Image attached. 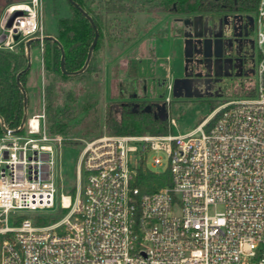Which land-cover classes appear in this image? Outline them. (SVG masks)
Returning <instances> with one entry per match:
<instances>
[{"label":"built area","instance_id":"built-area-1","mask_svg":"<svg viewBox=\"0 0 264 264\" xmlns=\"http://www.w3.org/2000/svg\"><path fill=\"white\" fill-rule=\"evenodd\" d=\"M43 6L9 5L0 48L38 37L43 51ZM252 17L264 54V0ZM255 70L256 95L223 102L190 131L85 141L75 191L60 194L63 216L47 224L38 219L57 202L63 139L49 133L45 107L8 127L0 134V264H264V56ZM160 151L172 182L141 193L128 154L146 161ZM161 163L154 154L153 166Z\"/></svg>","mask_w":264,"mask_h":264},{"label":"rangeland","instance_id":"rangeland-1","mask_svg":"<svg viewBox=\"0 0 264 264\" xmlns=\"http://www.w3.org/2000/svg\"><path fill=\"white\" fill-rule=\"evenodd\" d=\"M43 3L41 21L44 31L56 35L58 19L69 14V5L66 0H43ZM55 8L57 13L54 12ZM153 15L137 14L136 24L130 25L128 33L137 31L138 35L128 46H123L114 34L106 33L103 46L93 51L92 70L82 77L63 78L55 71L48 70L41 57V43L31 49L32 68L26 89L29 98L28 116L42 112L45 107L48 131L52 136H61L63 139L58 148L60 157L57 158H60L56 169L57 202L51 211L44 213L45 216H63L58 211L60 194L75 191L76 162L84 142L102 135H111L103 123L108 105L132 100L133 94L139 100L155 104L169 124L168 116L174 117L177 124H170L172 132L184 133L195 128L213 107L217 108L231 99L251 97L245 91L257 89L258 75L255 69L264 54L257 47L256 30L243 38L235 37L234 23L231 24L230 18H227L224 22V35L232 37L231 53L241 59V69L237 70L235 76L226 79L224 92L210 97L174 96L169 92L168 85L173 84L175 78L184 76L185 42L184 38L172 34L171 27L185 26L184 19L190 17L176 19L167 14ZM144 27L146 30H143ZM261 28L264 30V24ZM3 32L0 26V34ZM18 47V44L15 45L13 50H18ZM154 50L157 57L151 53ZM129 61L138 64L141 72L137 78L127 76ZM122 80L128 82V90L125 93L122 91L123 95H120L118 85ZM168 97L170 100H167ZM154 154L162 158L158 166L152 164ZM128 156L131 167L140 166V153L130 152ZM168 164V157L162 151L152 152L146 160V165L156 172L167 170ZM23 213L32 214L28 211ZM13 223L10 219L9 224Z\"/></svg>","mask_w":264,"mask_h":264},{"label":"trees","instance_id":"trees-1","mask_svg":"<svg viewBox=\"0 0 264 264\" xmlns=\"http://www.w3.org/2000/svg\"><path fill=\"white\" fill-rule=\"evenodd\" d=\"M69 5V14L59 17L56 37L65 50V66L69 71H74L83 66L87 58L90 45L95 36V28L86 16L72 3ZM87 13H89L99 32L94 51L104 44L105 34L110 33L118 37L123 46H128L135 40L138 32L128 33L131 24H136L138 13L167 14L179 19L193 17L196 15L212 14L214 16H225L227 14H244L242 28H248L252 24L250 18L257 13L260 0H74ZM57 13V9H54ZM153 15V16H155ZM143 30H146L144 27ZM175 36H183L185 26L175 25L171 27ZM139 31V30H138ZM243 36L248 31L241 32ZM40 41L35 40L32 48L40 46ZM18 50L0 48V114L7 127L17 129L21 124L24 114V96L17 84V76L27 89L29 70L24 68L28 63L26 55V41L18 43ZM94 54V52H93ZM93 54L91 61L84 72L78 75H70L61 70V49L58 42L44 39L42 59L48 70L55 71L63 78L82 77L92 70ZM262 56V55H261ZM262 58V57H261ZM127 76L131 79L140 75V69L136 62L127 63ZM264 79V73H263ZM120 95L122 91L128 90V82L119 83ZM247 96H254L257 89L245 91ZM132 100L108 105L104 125L110 134H165L172 132L167 118L162 116L161 111L156 109L155 104H149L146 100H139L131 95ZM29 104V98H28ZM216 107L210 111L211 114ZM116 113H119L118 116ZM208 114V115H209ZM207 115V116H208ZM205 116L204 118H206ZM203 118V119H204ZM202 119V120H203ZM215 119V118H213ZM201 120V121H202ZM200 121V122H201ZM95 124V123H93ZM99 125V124H98ZM97 126V125H96ZM3 132L0 121V134ZM50 133V132H49ZM172 182L170 170L156 172L141 160L140 166L131 181L132 187H138L141 193H150L161 187L170 185ZM74 193V192H73ZM59 215L41 216L38 222L47 224L57 220Z\"/></svg>","mask_w":264,"mask_h":264},{"label":"water","instance_id":"water-1","mask_svg":"<svg viewBox=\"0 0 264 264\" xmlns=\"http://www.w3.org/2000/svg\"><path fill=\"white\" fill-rule=\"evenodd\" d=\"M70 3L74 4L85 16L86 18L92 23V25L95 28V36L94 39L90 45L87 58L85 60V63L83 66L77 70L69 71L66 69L65 66V50L61 42L57 39L55 35L47 34L44 36L43 39H51L53 41L58 42L60 49H61V70L62 72L70 75H78L81 74L86 70L88 67L91 57L93 54V51L95 49L99 32L94 24L92 16L87 13L77 2L74 0H68ZM20 12H15L11 15L7 26L10 27L14 17L19 14ZM234 17H238L240 20H244L242 15H234ZM247 18H250V22L253 23V17L247 16ZM203 15H196L190 18L184 19L185 28L189 27L188 30H185L184 32V42H185V68H184V76L175 78L173 82V90L172 93L174 96L180 97V96H203L204 93L200 91V88L196 85V82L200 79L199 76H192L188 73L189 63L190 64H199L204 65L205 67H208V70L211 69H217L221 70L222 68H227V59L225 58V55L227 53H231L232 47H233V39L232 37H226L224 35V21L219 19V24H213L209 25L208 22L205 23V30H197V27L202 24ZM232 24V22L230 21ZM234 23V22H233ZM218 27L220 31L218 30ZM234 29V36L238 38H243L247 36L248 34H245V36L242 35V33H236L237 26L233 25ZM219 31V32H218ZM35 40H39L38 37H32L26 40V55L28 59V63L26 67L24 68L25 71L29 70L31 68V49H32V43ZM199 56V57H198ZM237 58H235V61ZM237 67V65H235ZM21 72L17 76V84L19 85L20 89L22 90L23 96H24V114L21 121V128L23 127L24 123L27 120L28 117V94L25 86L21 83L19 80ZM216 76H220L221 73L215 72ZM210 79V78H209ZM220 78H217L219 80ZM165 110V109H164ZM0 121L1 126L3 129V132H9L10 129L6 126L2 115L0 114ZM20 128V129H21ZM19 129V130H20Z\"/></svg>","mask_w":264,"mask_h":264},{"label":"flooded vegetation","instance_id":"flooded-vegetation-1","mask_svg":"<svg viewBox=\"0 0 264 264\" xmlns=\"http://www.w3.org/2000/svg\"><path fill=\"white\" fill-rule=\"evenodd\" d=\"M243 30L246 32L248 31L249 35L251 32H253L254 27L251 24L248 28L243 27ZM225 58L227 59L226 63L228 66L227 68H222L221 70L211 69L209 71L208 67H205L204 65L189 63L188 73L192 76H199L200 79L196 82V85L200 88V91L204 93L203 96L210 97L212 94L214 95L215 93L224 92L226 87V79L235 76L237 70L241 69V59L235 57L232 53H227ZM235 58H237L236 61ZM235 65H237V67ZM215 72H219L221 75L216 76ZM217 78L220 79L217 80Z\"/></svg>","mask_w":264,"mask_h":264},{"label":"crops","instance_id":"crops-1","mask_svg":"<svg viewBox=\"0 0 264 264\" xmlns=\"http://www.w3.org/2000/svg\"><path fill=\"white\" fill-rule=\"evenodd\" d=\"M27 1H29V0H0V20H1V18L3 17V15H4V13H5V11H6V9H7V7H8L9 5H11V4H15V3H20V2H27ZM238 15H242L243 18L246 19V17L244 16V14H238ZM230 16H231V17H230ZM203 18H204V19L202 20V21H203L202 24H200V25L197 27V30H198V31L203 30V29L205 30V23H206V22H208V24L211 26V25H213V24H218L217 21H219V19H221V21L223 20V21L225 22L227 18H230L229 20H230L231 22H234V24L237 26V31H236V33H240V32L243 31V28H242V26H243V20H240L238 17L235 19L234 14H227V15H225V16H214V15H212V14H204V15H203ZM205 21H206V22H205ZM185 30H188V28L185 29ZM218 30L220 31L219 27H218ZM219 31H218V32H219ZM233 31H234V29H233ZM171 32H172V30H171ZM45 34L47 35V34H51V33H46V32H45ZM172 34H173V33H172ZM52 35H53V34H52ZM54 35H55V34H54ZM173 35H174V34H173ZM179 37H181L182 39L184 38L183 36H179ZM3 38H4V35H3V33H2V34H0V41H1ZM151 53L157 57V54H156L155 50L152 51ZM31 68H32V66H31ZM29 82H30V77H29V80H28V84H29ZM28 84H27V90H28Z\"/></svg>","mask_w":264,"mask_h":264}]
</instances>
